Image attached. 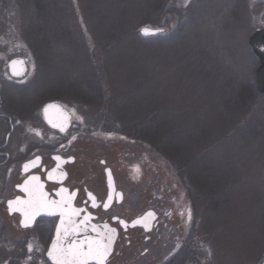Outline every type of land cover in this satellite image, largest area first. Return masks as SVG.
Returning <instances> with one entry per match:
<instances>
[{
  "label": "rangeland",
  "instance_id": "rangeland-1",
  "mask_svg": "<svg viewBox=\"0 0 264 264\" xmlns=\"http://www.w3.org/2000/svg\"><path fill=\"white\" fill-rule=\"evenodd\" d=\"M143 26L163 33L144 39ZM258 27L264 0H0V71L31 65L10 103L77 110L75 177L101 159L143 168L120 182L124 205L159 222L122 238L108 264H264V95L247 93ZM136 124L153 139H134Z\"/></svg>",
  "mask_w": 264,
  "mask_h": 264
},
{
  "label": "flooded vegetation",
  "instance_id": "flooded-vegetation-1",
  "mask_svg": "<svg viewBox=\"0 0 264 264\" xmlns=\"http://www.w3.org/2000/svg\"><path fill=\"white\" fill-rule=\"evenodd\" d=\"M25 60L27 72L22 78L10 75L9 61L0 71V264H53L47 252L52 240L56 238L60 216L42 211L31 220L29 227H24L21 221L25 216L17 209H26V206L14 204L13 210L9 209V201H15L17 197L21 200L28 199V194L20 186L31 176L40 177L43 190L50 200L59 201L61 196L57 193L61 188L67 189L62 195L71 196V207L80 210L78 215L72 217L77 224L85 216H89L90 223L108 224L116 229L118 237L106 263L108 264L116 248L124 247L122 238L126 246L131 244L129 236L133 229L149 233L142 227L130 226L132 220L140 217L146 210L133 217L132 207L124 205L127 193L119 185L123 180L131 183L133 171H137V167L127 163L117 165L116 161L101 159L102 167L94 170L87 180L75 177L70 167L80 158L73 153L72 147L79 134L83 133V128L79 125L82 119L77 110L62 98L41 97L26 103H10L12 96L15 97L14 92L23 90L26 86L31 65L26 58ZM4 75L5 78H2ZM6 85L11 90L13 88L12 93H8ZM49 102H57L70 113L68 127V113L57 106L48 111L53 125L46 121L44 107ZM31 161H36L35 166L30 164ZM25 164H29L27 170L24 168ZM116 172L123 173V177L117 180ZM110 175L115 185L113 192L108 183ZM89 194L95 198V207ZM105 203L109 205L107 208L104 207ZM152 210L158 214L154 229L159 222V213ZM120 221L124 223L121 224ZM29 245L32 246L31 250Z\"/></svg>",
  "mask_w": 264,
  "mask_h": 264
},
{
  "label": "snow or ice",
  "instance_id": "snow-or-ice-1",
  "mask_svg": "<svg viewBox=\"0 0 264 264\" xmlns=\"http://www.w3.org/2000/svg\"><path fill=\"white\" fill-rule=\"evenodd\" d=\"M142 31L147 34L150 32L149 28H144ZM22 61L13 60L10 67L12 68L13 75H21L22 73L17 70V65L22 64ZM54 105H48L45 108L47 112L48 108H52ZM55 126V125H54ZM63 131V128H61ZM59 159V157H57ZM39 160V157H37ZM30 164L35 166L36 161H31ZM25 170L29 168V164L24 165ZM51 179V174H49ZM21 190L28 194L27 200H21L19 197L15 201H9V209L13 210V205H24L26 209L21 210L25 219L21 221L22 226L29 227L31 220L40 212H47L50 215L58 214L60 216V224L56 228V238L52 240L51 247L48 249L47 255L53 261V264H106V261L111 253L113 244V235L115 229H110L107 224L104 225V229L109 233L105 236L103 233H98L96 237L86 236L85 239L77 240L75 235L79 231H86V229H80L79 224L73 221L72 217L79 214L80 210L71 207L72 197H64L62 194L67 189L61 188L57 195L61 196L59 201L50 200L47 197V193L44 192V185L40 183V177L31 176L24 182ZM93 200V207L96 206L95 198ZM109 195V200H111ZM109 205L104 204L107 208ZM148 215H153L148 213ZM67 217V220H65ZM90 219L89 216H85L81 223H86ZM123 224V221H120ZM138 223V221L134 222ZM93 231H97L95 225L92 226ZM29 245V250H31Z\"/></svg>",
  "mask_w": 264,
  "mask_h": 264
},
{
  "label": "water",
  "instance_id": "water-1",
  "mask_svg": "<svg viewBox=\"0 0 264 264\" xmlns=\"http://www.w3.org/2000/svg\"><path fill=\"white\" fill-rule=\"evenodd\" d=\"M146 27L150 29V32L147 34H145L142 31V29H144ZM162 32H163L162 28H155V27H150V26H143L138 31V33L144 38L150 37V36H156V35L161 34ZM248 44L251 48V51L253 52V54L258 59V66L256 67V70H255V80H256L257 90L260 94H264V28H256L249 35ZM13 60L23 62L22 64H18L16 66L17 70L22 73L21 75H13L12 68L10 67L11 62ZM8 69H9V73L11 76L19 77V78L24 77L26 75V72H27V66H26L25 59L24 58H13V59H11L8 63ZM50 104L57 106V107H60V109L63 108L62 105L58 104L57 102H49L44 107V110ZM50 110H51V108H48L47 112L44 111V113H45L46 121L49 124H52V122L50 121V118H51L50 112H48ZM65 111L67 112V110H65ZM67 113H68V117H67V119H68L67 127H68L70 124L69 123L70 113L69 112H67ZM108 183H109V188H110L111 192H113L115 190V185H114V180L112 179V175L108 176ZM148 213H152L153 215H148ZM157 219H158V214L154 210L149 209V210H146L140 217L132 220V222L130 223V226L131 227H142L144 229V231L148 233V232L152 231L154 225L156 224ZM136 221H138V223H135V225H134V222H136ZM93 225L96 226L97 231L92 230ZM79 227H80V229H86V231H79L75 235V239H77V240L85 239L86 236L96 237L98 235V233H103L105 236L109 235V233L104 229V224H93V223H90L89 221H87L86 223H81V221H80ZM108 227L110 229H115L114 227H112L110 225H108ZM117 237H118V233H117V231H115V234L113 235L112 250H111V253H110L108 259L110 258V256L113 253L114 245H115V242L117 240ZM108 259H107V261H108ZM107 261H106V263H107Z\"/></svg>",
  "mask_w": 264,
  "mask_h": 264
},
{
  "label": "trees",
  "instance_id": "trees-1",
  "mask_svg": "<svg viewBox=\"0 0 264 264\" xmlns=\"http://www.w3.org/2000/svg\"><path fill=\"white\" fill-rule=\"evenodd\" d=\"M41 5V4H40ZM42 6V5H41ZM186 6H187V4H186ZM160 7H161V5H160ZM161 9L162 10H165V12H171V10H169L167 7L166 8H163V7H161ZM149 21H152V22H149ZM156 24V25H158V26H163L164 24H167V23H169V21L167 20V18H165V17H161V18H159V19H154V18H151V19H149V20H147V21H145L144 23H141V24ZM168 25V24H167ZM158 36H160V35H156V36H150V37H146V38H144V37H142V38H144V39H147V38H155V37H158ZM141 37V36H140ZM252 89H249L248 91H247V93L250 95L251 94V96H258L260 93L258 92V90H257V86H256V81H255V76L253 77V81H252ZM260 95H264V94H260ZM115 126V128H114V130H113V132H115V130H116V124L114 125ZM147 127L148 126H145V125H142V124H136V125H134L133 126V128H132V131H131V135L134 137V139H137V140H140V141H145V139L144 138H149L150 140L151 139H153L152 137H149V136H151V134H149L147 131H146V129H147ZM145 142H147V141H145ZM164 150H166V152L168 153L169 152V147L167 148L166 146L164 147ZM133 167H137V171H133V179H135V177L137 178V177H139L141 174H143V168H142V166L139 168V166H137V165H133ZM141 169V170H140ZM142 172V173H141Z\"/></svg>",
  "mask_w": 264,
  "mask_h": 264
}]
</instances>
